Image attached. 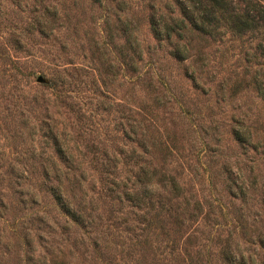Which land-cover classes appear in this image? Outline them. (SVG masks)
Segmentation results:
<instances>
[{"label": "rangeland", "instance_id": "1", "mask_svg": "<svg viewBox=\"0 0 264 264\" xmlns=\"http://www.w3.org/2000/svg\"><path fill=\"white\" fill-rule=\"evenodd\" d=\"M227 1L257 28L0 0V264H264V0Z\"/></svg>", "mask_w": 264, "mask_h": 264}, {"label": "trees", "instance_id": "2", "mask_svg": "<svg viewBox=\"0 0 264 264\" xmlns=\"http://www.w3.org/2000/svg\"><path fill=\"white\" fill-rule=\"evenodd\" d=\"M197 1H199L202 7L203 6L205 7V12L214 15L215 20H218V18L215 16L217 14L222 15L224 13L227 14L230 13L229 17H227V20L229 24L232 26L231 28L239 33L244 32L248 29L252 30L257 28V26L255 25L256 23L253 22L252 20L237 15V13L232 9L231 5L227 0H197ZM157 30L158 29L155 30L156 33ZM170 187L172 190L177 189V185L175 182H171Z\"/></svg>", "mask_w": 264, "mask_h": 264}, {"label": "water", "instance_id": "3", "mask_svg": "<svg viewBox=\"0 0 264 264\" xmlns=\"http://www.w3.org/2000/svg\"><path fill=\"white\" fill-rule=\"evenodd\" d=\"M45 80L43 78H39V82H44Z\"/></svg>", "mask_w": 264, "mask_h": 264}]
</instances>
